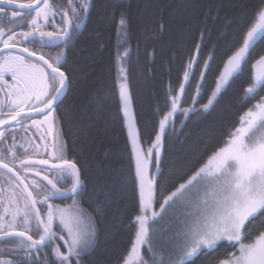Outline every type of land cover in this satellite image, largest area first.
Wrapping results in <instances>:
<instances>
[{"label":"snow or ice","instance_id":"obj_1","mask_svg":"<svg viewBox=\"0 0 264 264\" xmlns=\"http://www.w3.org/2000/svg\"><path fill=\"white\" fill-rule=\"evenodd\" d=\"M93 6V0H0V169L7 176V188L0 187V264H85L84 257L98 239L99 221L111 215L110 226H118L133 211L129 223L136 229L134 240L118 264H195L201 256L212 257L210 264H264V95H259L264 91V55L251 65L252 82L243 90L244 103H255L187 179L167 195L160 183L165 138L182 131L193 116L210 113L243 74L256 44L264 40V0H256L250 13L244 10L226 21L220 38H231L225 40L226 59L210 94L207 74L217 45L202 65L200 52L210 34L207 20L217 17L212 9L205 14L200 42L190 51L182 82L178 89L169 86L167 111L157 110L154 139L144 142L132 110L126 67L131 52L129 13L114 0H106L102 19L119 14L116 83L111 90H101L103 94H88L83 109L75 114L78 127L70 147L57 111L74 85L75 70H64L65 50L55 55L44 50L70 49ZM181 6L188 5L181 0ZM165 29L161 22L157 31ZM193 80L192 103L182 107ZM204 95L207 100L201 104ZM116 96L131 146L127 165L113 166L91 151L89 159L78 158L75 145L80 135L91 139L105 99ZM64 114L72 118L71 113ZM177 115L184 117L179 129ZM42 127L38 139L43 153L41 145L27 136V146L16 141L17 128L27 133ZM69 152L72 159L67 158ZM39 155L48 158L33 159ZM93 168L96 176L90 180ZM129 190L131 205L126 202ZM142 251L149 254L147 258Z\"/></svg>","mask_w":264,"mask_h":264},{"label":"trees","instance_id":"obj_2","mask_svg":"<svg viewBox=\"0 0 264 264\" xmlns=\"http://www.w3.org/2000/svg\"><path fill=\"white\" fill-rule=\"evenodd\" d=\"M115 3L126 8L129 13V44L131 47L130 59L126 63L129 75V87L132 97V109L136 116L137 127L141 131L142 142L154 139L160 116L158 109L167 111L164 107L169 86L176 89L182 82L184 65L190 51L199 43V33L203 27L205 14L212 9V16L207 26L210 31L204 40V47L200 52L201 65L208 57L213 45L215 59L211 62L212 71L207 74L206 89L210 94L215 86V78L222 70V61L225 56V39L220 38L226 21L237 18L244 10L251 12L256 0H184L187 7L181 6V0H114ZM106 0H93V9L81 30L79 39L66 51L67 65L65 71L75 70V82L67 92L64 103L57 111L59 121L65 132V139L71 141L77 132L78 123L75 114L82 110L86 97L91 92L108 91L116 83V46L118 40V12L109 13L102 19ZM218 9V16L216 10ZM166 24V29L158 32L160 23ZM231 33V29H228ZM155 34V35H154ZM154 55H149L153 52ZM123 51V49H121ZM230 54V52H229ZM264 54V40L256 44L251 53L244 72L234 80L223 93L219 103L208 114L193 116L186 120V126L176 134L168 135L164 140L162 157V172L160 183L163 185V195H167L174 185L187 179L200 166L216 145L223 139L224 134L238 123L240 115L255 103V100L244 103L243 90L250 84L253 70L251 65L260 55ZM201 69H196L199 78ZM196 80L193 87L187 88L185 103L182 107L191 105L190 97L194 94ZM259 95H264V91ZM258 98V97H257ZM207 100L204 95L200 103ZM75 105V107H73ZM119 99L108 97L101 109V119L97 127L90 133L91 139L80 135L75 145L76 155L82 160L89 159V151L97 159H104L113 166L127 165L130 152V143L127 140V129L122 125V114L119 113ZM65 112L72 114V118L65 116ZM89 115L93 114L89 110ZM183 116L177 115L176 126L180 128ZM147 147V142L144 143ZM84 154L80 155V150ZM69 152L67 158L72 159ZM134 175V162L131 166ZM96 176L93 168L89 179ZM127 203H132V193L129 190ZM162 200V197H160ZM88 208L87 204H84ZM91 211V209H88ZM136 213L129 216L118 226H110L111 215L103 218L100 231L94 248L84 257L85 264H118L131 247L135 236V227L129 220ZM224 249L221 248V252ZM231 251V249H228ZM147 255L148 253H145ZM219 253H213L212 256ZM212 257L207 259L201 256L195 264H210Z\"/></svg>","mask_w":264,"mask_h":264},{"label":"flooded vegetation","instance_id":"obj_3","mask_svg":"<svg viewBox=\"0 0 264 264\" xmlns=\"http://www.w3.org/2000/svg\"><path fill=\"white\" fill-rule=\"evenodd\" d=\"M30 19V17H29ZM24 30H27L26 28ZM47 30H53L52 28H48ZM29 47H32L31 45H29ZM63 48V46H61V48H46L44 51L46 52H50L53 55H55L58 51H61ZM0 98L2 97V94H0ZM35 119H42V117H33ZM26 123H29L28 121H26ZM45 129L44 127H42L40 129L39 132L36 131V129H29L27 131V133H25V131L21 128H17L16 133H15V137H16V141L20 144H25V146H27L26 142H25V137L27 136V138L32 139L33 143H39L41 145L40 147V151L41 153H43V144L41 141H39L38 137L40 135L41 132H43ZM48 140L50 142L51 138L48 137ZM11 139L8 140V143L11 144ZM21 150L18 149V154L20 153ZM48 157L45 155H39V156H33V159H47ZM7 176L4 175V172L2 169H0V187H4L7 188ZM54 203L56 204H62L63 202L61 200H55Z\"/></svg>","mask_w":264,"mask_h":264},{"label":"rangeland","instance_id":"obj_4","mask_svg":"<svg viewBox=\"0 0 264 264\" xmlns=\"http://www.w3.org/2000/svg\"><path fill=\"white\" fill-rule=\"evenodd\" d=\"M264 55V54H263ZM133 110V109H132ZM206 161V160H205ZM182 183V182H181ZM162 201V200H161ZM156 207H157V209L159 208V205L157 204L156 205ZM142 254H144V252L142 251ZM145 255V254H144ZM149 254H147V255H145V258H147V256H148Z\"/></svg>","mask_w":264,"mask_h":264}]
</instances>
